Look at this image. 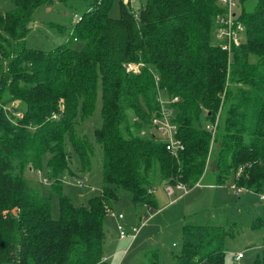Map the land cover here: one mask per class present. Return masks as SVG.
I'll return each instance as SVG.
<instances>
[{
	"label": "trees",
	"instance_id": "trees-1",
	"mask_svg": "<svg viewBox=\"0 0 264 264\" xmlns=\"http://www.w3.org/2000/svg\"><path fill=\"white\" fill-rule=\"evenodd\" d=\"M84 1L87 10L72 35L81 50L25 46L33 13L51 0H14L12 11H0V264H108L104 219L119 189L152 211L156 184L193 188L210 164L218 185L232 180L238 190L264 193V0H238L244 37L230 53L211 39L225 13L220 0H147L139 14L132 0H121L118 19L109 13L113 0ZM130 63L144 66L128 72ZM99 81L104 188L76 206L59 179L69 161L63 141L70 135L86 158L87 140L75 137L74 128L80 110L94 112ZM158 90L179 97L171 105L175 137L184 146L177 155L151 124ZM218 115L212 144L207 126ZM47 152V175L60 194L58 220L50 199L23 175L40 167ZM255 227L264 228V215ZM227 233L185 225L174 263L225 264ZM159 257L150 248L141 264H162Z\"/></svg>",
	"mask_w": 264,
	"mask_h": 264
},
{
	"label": "rangeland",
	"instance_id": "rangeland-1",
	"mask_svg": "<svg viewBox=\"0 0 264 264\" xmlns=\"http://www.w3.org/2000/svg\"><path fill=\"white\" fill-rule=\"evenodd\" d=\"M254 1L247 6L248 9L253 7ZM234 2V10L240 15L238 0ZM132 3L133 9L127 4L128 9L139 14V9L146 6L147 0H132ZM13 8L14 0H0L1 12H10ZM86 10L87 4L84 0H51L49 5L38 7L29 23L30 30L25 38V46L30 50L50 52L62 44H69L71 48L81 50L83 43L74 40L72 35L75 22ZM109 13L112 18H120L121 0H113ZM218 31L217 28L212 30L211 39L214 44L218 42ZM101 110L102 94L99 81L94 112L85 115L80 110L74 128L75 137L87 140L86 158L83 159L78 153L70 135H66L63 141L69 161L59 179L63 195L71 199L76 206L87 203L90 197L99 195L104 188L103 147L96 137V130L103 124ZM173 113L175 114V109ZM154 130L155 135L161 138V134ZM50 159L51 154L45 153L41 166L27 167L23 175L29 182L40 187L43 195L50 199L52 218L58 220L61 216L60 194L54 191L53 180L47 175ZM211 159L213 162L214 153ZM211 165L209 169L212 168ZM213 178L214 176L207 172L199 183L193 188H188L187 192L179 190L182 193L191 192L185 205L184 202L181 205L173 203L174 205H167L161 212L160 207L178 197L176 188L172 196L167 192L169 187L175 185L158 183L154 186L157 208L152 211L146 204H136L130 191L119 189L118 198L112 203V210L104 219L103 255L107 263L141 264L146 245L153 244V247L158 248L162 264H175L173 254L180 253L183 248V227L188 224H209L228 231L225 236V264H264V228L255 227V223L264 215V193L239 191L232 181L216 188V178L214 185L209 184ZM182 210H185L186 216L183 213L179 217L178 214ZM156 212L159 213L152 216ZM118 214H122L124 218L119 220ZM149 217L151 218L147 220ZM143 222L145 228L141 237L139 236L141 244L140 241L131 244L130 237L120 239V225L125 232L138 229L139 235ZM238 253H242L244 258L237 259Z\"/></svg>",
	"mask_w": 264,
	"mask_h": 264
},
{
	"label": "built area",
	"instance_id": "built-area-1",
	"mask_svg": "<svg viewBox=\"0 0 264 264\" xmlns=\"http://www.w3.org/2000/svg\"><path fill=\"white\" fill-rule=\"evenodd\" d=\"M220 3L225 8V13L220 15L216 20V25L218 34L217 39L220 47L227 51L231 52L233 45H240L244 37V26L237 19L236 11L234 10L235 2L234 0H220ZM144 66L143 63H130L127 65V71L137 73ZM155 79L158 81L159 78L156 75ZM157 100L159 103V111L152 117V127L156 129L161 136L164 138L166 143V149L173 155H177L179 151L184 149L183 144L175 137L176 134V125L172 121L173 109L171 105H174L179 101V97L175 96L172 98H166L161 90H158ZM167 106H170L167 108ZM20 116V115H19ZM219 121V115L216 118L214 124H209L207 126L208 130L212 135V144L215 137V133L217 131ZM211 144V145H212ZM83 182H81V186ZM174 188L178 190H183L187 192V187L182 183L175 184V187H169L167 190L169 195L174 194ZM240 191V190H239ZM117 218L122 220L124 217L122 214H118ZM120 230V239L124 238H132L134 239L138 234V229H133L131 231L125 232L123 230V226H119ZM126 253V252H125ZM243 257L242 253H238L236 256L237 259H241Z\"/></svg>",
	"mask_w": 264,
	"mask_h": 264
},
{
	"label": "crops",
	"instance_id": "crops-1",
	"mask_svg": "<svg viewBox=\"0 0 264 264\" xmlns=\"http://www.w3.org/2000/svg\"><path fill=\"white\" fill-rule=\"evenodd\" d=\"M212 167V166H211ZM208 170H210V171H208ZM207 171H206V173L208 172V173H211L213 176H214V178H213V180L212 181H210L209 182V184H211V185H214V179L216 178L215 177V169L212 167L211 169H208ZM205 173V174H206ZM229 181H232V180H229ZM233 183V182H232ZM234 185V184H233ZM219 186H221V185H218L217 184V186H216V188H218ZM180 192V193H179ZM177 193H178V197L177 198H175V199H172V201H170V202H168V203H166L164 206H162V207H160L159 208V211L161 212L167 205H174V204H176V205H181L183 202H184V205H185V202H186V199L188 198V196H189V194H191V192L190 193H182V191H179V190H177ZM153 194H155V193H153ZM175 194V193H174ZM169 195V194H168ZM172 196V195H171ZM155 198H156V200H157V197L155 196ZM174 203V204H173ZM184 211L185 210H182V212L180 213V214H178V216L179 217H181L180 215H182L183 213H184ZM157 213H159V212H156V213H154V214H152V216L153 215H155V214H157ZM184 215H185V213H184ZM151 216V217H152ZM177 216V217H178ZM186 216V215H185ZM151 217H149L147 220H149ZM146 220V221H147ZM144 223L145 222H143L142 223V225H141V228H143V225H144ZM145 228V227H144ZM144 228L140 231V233H139V235L138 236H136L134 239H132V241H131V244H134V243H136V242H138V241H140V244H141V234H142V231L144 230ZM182 233H183V230H182ZM140 236V237H139ZM140 239V240H139ZM175 245V244H174ZM147 246V248H146V251L148 250V249H150V248H157V247H153V244H150V245H146ZM145 254H146V252H145ZM145 254H144V256H145ZM238 255V254H237ZM244 257H242L241 259H243ZM106 260V259H105Z\"/></svg>",
	"mask_w": 264,
	"mask_h": 264
},
{
	"label": "water",
	"instance_id": "water-1",
	"mask_svg": "<svg viewBox=\"0 0 264 264\" xmlns=\"http://www.w3.org/2000/svg\"><path fill=\"white\" fill-rule=\"evenodd\" d=\"M63 106V105H62Z\"/></svg>",
	"mask_w": 264,
	"mask_h": 264
}]
</instances>
